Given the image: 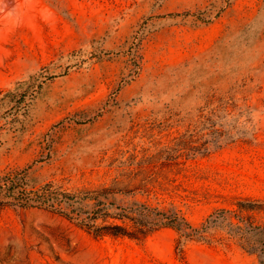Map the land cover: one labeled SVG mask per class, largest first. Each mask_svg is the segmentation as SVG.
Wrapping results in <instances>:
<instances>
[{
    "label": "rangeland",
    "instance_id": "obj_1",
    "mask_svg": "<svg viewBox=\"0 0 264 264\" xmlns=\"http://www.w3.org/2000/svg\"><path fill=\"white\" fill-rule=\"evenodd\" d=\"M0 1V172L174 209L160 227L94 237L37 208L0 211V264H262L264 0ZM6 6V7H5ZM214 124L213 126L211 124ZM218 130V132H213ZM221 134V135H220ZM220 135V136H219ZM238 214V213H237Z\"/></svg>",
    "mask_w": 264,
    "mask_h": 264
},
{
    "label": "trees",
    "instance_id": "obj_2",
    "mask_svg": "<svg viewBox=\"0 0 264 264\" xmlns=\"http://www.w3.org/2000/svg\"><path fill=\"white\" fill-rule=\"evenodd\" d=\"M29 168L30 166H26L0 172V211L10 207L54 212L94 237H128L140 240L160 227H172L184 238L203 239L211 227L218 221L225 220L223 213L227 212L219 209L210 214L199 227H193L174 209L163 212L138 201L120 205L118 198L127 196L131 190L116 181L94 189L70 192L50 182L37 184L30 177ZM237 206L238 214L235 213L234 216L243 225L229 222L230 226H234L235 232L243 236L245 232L254 230L256 234L264 236V227L253 225L249 220L250 215H241L244 210L260 207L252 202H238ZM248 250L264 254V246L250 247Z\"/></svg>",
    "mask_w": 264,
    "mask_h": 264
},
{
    "label": "bare ground",
    "instance_id": "obj_3",
    "mask_svg": "<svg viewBox=\"0 0 264 264\" xmlns=\"http://www.w3.org/2000/svg\"><path fill=\"white\" fill-rule=\"evenodd\" d=\"M0 1L4 2L6 4V6H7V8H8V6H11V4H12L11 3L12 0H0Z\"/></svg>",
    "mask_w": 264,
    "mask_h": 264
}]
</instances>
